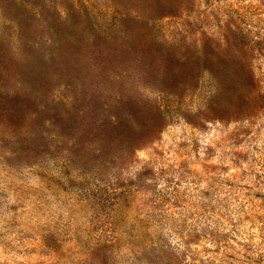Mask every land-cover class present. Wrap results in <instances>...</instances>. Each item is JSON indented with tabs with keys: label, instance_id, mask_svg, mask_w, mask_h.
<instances>
[{
	"label": "rangeland",
	"instance_id": "374dc122",
	"mask_svg": "<svg viewBox=\"0 0 264 264\" xmlns=\"http://www.w3.org/2000/svg\"><path fill=\"white\" fill-rule=\"evenodd\" d=\"M128 2L195 69L238 66L248 95L206 119L198 77L152 142L99 168L12 155L0 115V264H264V0Z\"/></svg>",
	"mask_w": 264,
	"mask_h": 264
},
{
	"label": "trees",
	"instance_id": "16d2710c",
	"mask_svg": "<svg viewBox=\"0 0 264 264\" xmlns=\"http://www.w3.org/2000/svg\"><path fill=\"white\" fill-rule=\"evenodd\" d=\"M156 19L128 0H0V115L18 129L10 153L48 150L83 168L121 161L158 136L202 76L206 119H231L225 111L248 95L247 73L195 69L159 41Z\"/></svg>",
	"mask_w": 264,
	"mask_h": 264
}]
</instances>
